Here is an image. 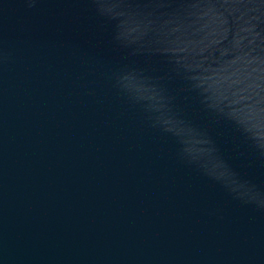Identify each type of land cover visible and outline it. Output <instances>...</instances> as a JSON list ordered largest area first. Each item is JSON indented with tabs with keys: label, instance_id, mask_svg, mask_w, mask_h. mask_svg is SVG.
I'll use <instances>...</instances> for the list:
<instances>
[{
	"label": "water",
	"instance_id": "water-1",
	"mask_svg": "<svg viewBox=\"0 0 264 264\" xmlns=\"http://www.w3.org/2000/svg\"><path fill=\"white\" fill-rule=\"evenodd\" d=\"M0 264H264V0H0Z\"/></svg>",
	"mask_w": 264,
	"mask_h": 264
}]
</instances>
